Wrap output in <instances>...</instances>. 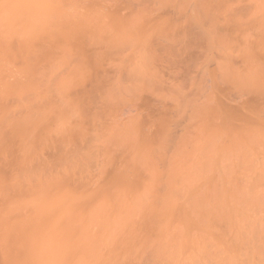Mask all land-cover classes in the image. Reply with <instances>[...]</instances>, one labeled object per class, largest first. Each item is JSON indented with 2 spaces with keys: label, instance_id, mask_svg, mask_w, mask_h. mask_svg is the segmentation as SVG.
<instances>
[{
  "label": "rangeland",
  "instance_id": "rangeland-1",
  "mask_svg": "<svg viewBox=\"0 0 264 264\" xmlns=\"http://www.w3.org/2000/svg\"><path fill=\"white\" fill-rule=\"evenodd\" d=\"M15 2L0 214L69 264H264V0Z\"/></svg>",
  "mask_w": 264,
  "mask_h": 264
},
{
  "label": "bare ground",
  "instance_id": "bare-ground-1",
  "mask_svg": "<svg viewBox=\"0 0 264 264\" xmlns=\"http://www.w3.org/2000/svg\"><path fill=\"white\" fill-rule=\"evenodd\" d=\"M32 5L33 8L31 7ZM32 5L27 7L28 9L32 8L30 14L29 11L26 10L27 8H25L26 11L24 10V13L21 12L18 14H24V17H27V14L31 15V13L35 11L34 14H32L35 15L37 9L35 8L36 10H33L35 5ZM17 6L18 4L15 2L12 3L8 9L4 11L0 10V19L5 21L8 16L11 18V12L13 11H15L17 15ZM30 18L29 16V19ZM7 19L6 22L11 20L7 21ZM29 21L24 22L28 23ZM30 24H32V22L29 23V25ZM24 26L27 25L24 24ZM4 36L5 37L0 34V44L6 41V35L4 34ZM8 36L10 35L8 34ZM43 211L44 209L37 211L33 207H16V209L8 210L7 212L9 213L6 216L0 214V264H69L67 263L68 255H65L63 250L67 245V240L64 239L66 236L61 233L63 230L51 229V233H46L49 240L42 241V238L38 234V227L33 229L27 227L29 221L33 220V216L38 217L40 215L41 217ZM73 262H76L74 264H91L81 259L79 255H76V259H74Z\"/></svg>",
  "mask_w": 264,
  "mask_h": 264
}]
</instances>
